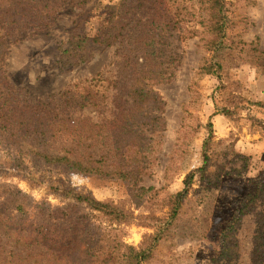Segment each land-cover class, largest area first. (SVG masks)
<instances>
[{
    "label": "trees",
    "instance_id": "trees-1",
    "mask_svg": "<svg viewBox=\"0 0 264 264\" xmlns=\"http://www.w3.org/2000/svg\"><path fill=\"white\" fill-rule=\"evenodd\" d=\"M129 1L135 2L121 0L115 10ZM64 3L66 0H0V264H147L176 221L195 176L208 173L212 137L204 148V165L188 175L171 217L154 219L150 225L156 232L145 235L138 247L112 242L103 222L97 224V217L107 224H131L135 217L125 203L98 201L92 194L77 193L62 179L49 175L60 171L123 181L137 192L139 200L154 190L142 185L157 164L161 132L166 129L165 103L154 88L169 81L179 67V54L174 48L177 43L201 37L207 57L198 75L221 81L214 95L217 114L234 120L246 109L252 125H264V119L259 118L264 115V102L249 100L242 105L240 101L245 103L246 98L228 91L224 82L225 70L238 67L242 60V52L239 54L236 41L229 35L227 0H155L159 19L154 17L142 24L138 40L151 64L129 91L132 104L113 119L104 116L95 121L78 116L86 109L104 114L106 98L99 89V76L63 93L60 100L65 108L59 110L56 105L60 101H45L27 89L16 88L8 80L5 57L9 39L18 41L23 33L48 28L53 22L51 13ZM193 22L201 28L190 27ZM105 43L110 45L106 36L76 35L62 59L67 57L79 65L85 61L84 54L90 46ZM14 179L26 181L32 188L46 186L62 196L64 205L35 201ZM257 186L264 195V173L258 176ZM259 196L257 192L250 204H255ZM242 213L240 210L226 230H234ZM260 221L259 218L252 264H264ZM235 250L225 241L216 262L236 264L239 256L238 252L234 256Z\"/></svg>",
    "mask_w": 264,
    "mask_h": 264
},
{
    "label": "rangeland",
    "instance_id": "rangeland-1",
    "mask_svg": "<svg viewBox=\"0 0 264 264\" xmlns=\"http://www.w3.org/2000/svg\"><path fill=\"white\" fill-rule=\"evenodd\" d=\"M141 2L140 5L139 0L129 1L115 10L121 0H66L51 13L53 22L48 28L23 33L18 41H7L8 80L16 88L27 89L45 101H60L59 106L55 105L63 110L65 105L60 100L63 93L100 76L99 89L106 98L104 114L86 109L77 115L95 121L104 116L113 119L132 104L129 91L151 64L138 40L141 25L151 18L159 19V13L155 0ZM227 2L229 35L236 41L239 54L242 52V60L238 61V67L225 70L224 82L228 91L246 98L245 103L240 101L242 105L249 100L264 102V0ZM189 26L201 28L195 22ZM76 35L106 36L110 45L90 46L84 54L85 61L76 65L71 63L72 59H62L69 41ZM174 48L179 54V67L169 81L154 88L165 103L166 122L157 164L142 184L154 190L139 200L137 192L123 181L60 171L49 176L62 179L77 193L92 194L98 201L125 203L135 217L131 224H107L100 217L97 224L103 222L112 242L138 247L145 235L156 232L150 225L154 219L171 217L179 202L178 194L186 188L188 175L204 165V148L212 137L208 173L204 177L195 176L176 221L147 264H218L227 240L236 247L234 256L238 252L236 264H252L259 218V236L264 239V195L257 186L258 176L264 173V125H252L246 109L234 120L217 114L214 95L221 81L198 75L207 57L201 37L177 43ZM259 118L264 119V115ZM14 182L35 201L64 205L62 196L46 186L32 188L26 181L14 179ZM257 192L259 199L250 204ZM240 210L243 213L234 230H226Z\"/></svg>",
    "mask_w": 264,
    "mask_h": 264
}]
</instances>
